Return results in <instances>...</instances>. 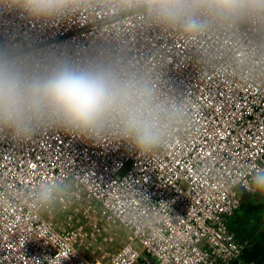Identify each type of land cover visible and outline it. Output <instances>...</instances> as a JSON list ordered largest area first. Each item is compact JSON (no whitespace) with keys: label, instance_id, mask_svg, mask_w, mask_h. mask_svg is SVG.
I'll return each instance as SVG.
<instances>
[{"label":"built area","instance_id":"1","mask_svg":"<svg viewBox=\"0 0 264 264\" xmlns=\"http://www.w3.org/2000/svg\"><path fill=\"white\" fill-rule=\"evenodd\" d=\"M118 4L0 17L2 43L112 64L146 80L174 116L147 153L115 125L88 135L45 128L25 142L0 135V264H94L78 249L102 232L86 222L94 212L130 232L105 264H243L246 245L229 223L264 168V24L189 34ZM53 179L63 190L38 204V185Z\"/></svg>","mask_w":264,"mask_h":264},{"label":"clouds","instance_id":"2","mask_svg":"<svg viewBox=\"0 0 264 264\" xmlns=\"http://www.w3.org/2000/svg\"><path fill=\"white\" fill-rule=\"evenodd\" d=\"M79 0H0V17L43 20L66 14ZM149 20L184 33L242 21L264 24V0H119ZM172 113L156 101L150 84L103 62L78 64L39 49L0 43V135L25 142L45 128L88 135L115 125L137 153L169 137ZM264 192V168L251 180ZM56 179L41 182L38 204L62 191Z\"/></svg>","mask_w":264,"mask_h":264},{"label":"rangeland","instance_id":"3","mask_svg":"<svg viewBox=\"0 0 264 264\" xmlns=\"http://www.w3.org/2000/svg\"><path fill=\"white\" fill-rule=\"evenodd\" d=\"M60 220L62 218H56V221ZM88 221L99 224L102 232L98 238L89 243L81 241L78 249L94 264H105L130 239V232L119 223L110 221L97 212L92 213L86 219V222ZM230 228L239 241L246 245L245 250L252 247L254 240L264 231V192L254 191L240 195V208L237 215L230 219ZM135 247L143 252V247L138 242L135 243Z\"/></svg>","mask_w":264,"mask_h":264},{"label":"trees","instance_id":"4","mask_svg":"<svg viewBox=\"0 0 264 264\" xmlns=\"http://www.w3.org/2000/svg\"><path fill=\"white\" fill-rule=\"evenodd\" d=\"M243 260V264H264V231L254 240L252 247L244 251Z\"/></svg>","mask_w":264,"mask_h":264},{"label":"crops","instance_id":"5","mask_svg":"<svg viewBox=\"0 0 264 264\" xmlns=\"http://www.w3.org/2000/svg\"><path fill=\"white\" fill-rule=\"evenodd\" d=\"M256 190V189H255ZM256 192H258L257 190H256ZM245 193H241V195L243 196ZM229 226H230V223H229ZM231 229V228H230ZM232 230V229H231ZM233 231V230H232ZM236 235V234H235ZM236 239L239 241V239H238V237H237V235H236Z\"/></svg>","mask_w":264,"mask_h":264}]
</instances>
